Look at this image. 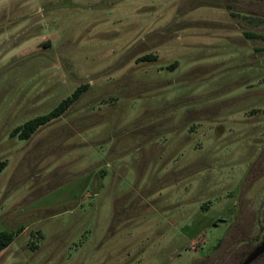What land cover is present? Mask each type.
Instances as JSON below:
<instances>
[{
    "label": "rangeland",
    "instance_id": "374dc122",
    "mask_svg": "<svg viewBox=\"0 0 264 264\" xmlns=\"http://www.w3.org/2000/svg\"><path fill=\"white\" fill-rule=\"evenodd\" d=\"M27 140L12 136L75 89ZM0 264H240L264 242V0H0ZM248 264H264V251Z\"/></svg>",
    "mask_w": 264,
    "mask_h": 264
},
{
    "label": "trees",
    "instance_id": "16d2710c",
    "mask_svg": "<svg viewBox=\"0 0 264 264\" xmlns=\"http://www.w3.org/2000/svg\"><path fill=\"white\" fill-rule=\"evenodd\" d=\"M85 86H80L73 91L70 97L62 100L56 107L49 112L36 116L19 127H16L12 131V136H15L19 140H27L30 136L40 127L45 126L54 119L59 118L70 105L82 94L85 90ZM12 241V237L9 233L2 231L0 232V252L9 246Z\"/></svg>",
    "mask_w": 264,
    "mask_h": 264
},
{
    "label": "water",
    "instance_id": "95a60500",
    "mask_svg": "<svg viewBox=\"0 0 264 264\" xmlns=\"http://www.w3.org/2000/svg\"><path fill=\"white\" fill-rule=\"evenodd\" d=\"M264 251V242L255 249V251L246 259L244 264H248L251 262L255 257H257L261 252Z\"/></svg>",
    "mask_w": 264,
    "mask_h": 264
},
{
    "label": "flooded vegetation",
    "instance_id": "af4514ba",
    "mask_svg": "<svg viewBox=\"0 0 264 264\" xmlns=\"http://www.w3.org/2000/svg\"><path fill=\"white\" fill-rule=\"evenodd\" d=\"M253 250H255V249H252V251L251 252H253ZM252 253H250V254H248L247 256H246V258L240 263V264H244L245 263V261H246V259L251 255Z\"/></svg>",
    "mask_w": 264,
    "mask_h": 264
}]
</instances>
